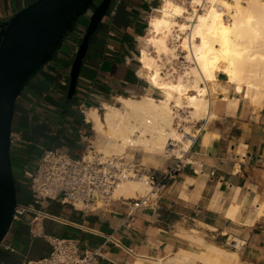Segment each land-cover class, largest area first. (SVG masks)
I'll return each mask as SVG.
<instances>
[{"label":"crops","instance_id":"0c3cea01","mask_svg":"<svg viewBox=\"0 0 264 264\" xmlns=\"http://www.w3.org/2000/svg\"><path fill=\"white\" fill-rule=\"evenodd\" d=\"M34 1L0 0V28ZM116 2L89 38L72 99L68 97L71 69L88 32L91 9L78 17L16 101L12 132L20 140L12 143L11 156L18 205L35 211L13 221L0 246V264L48 255L50 236L78 239L81 249L102 246L104 257L92 264H136L138 260L156 264L181 248L199 250L200 242L238 252L236 264H264V95L253 97L242 87L234 91L236 85L225 84L224 73H218L217 96L210 106L218 119L200 130L201 135L218 139L201 148L198 138L186 154L192 163L165 160L148 148L125 152L127 161L158 175L181 162V170L149 207L130 216L129 207L121 202L90 211L76 210L60 200L36 203L28 184L42 150L81 154L93 142L94 126L81 105L98 107L94 95L110 102L112 95L141 91L142 82L135 75L138 62L127 65L125 57L141 54V39L135 37L146 34L149 15L159 0ZM232 100L239 103L233 106ZM37 211L50 217L39 219L40 235L34 237L31 219Z\"/></svg>","mask_w":264,"mask_h":264},{"label":"clouds","instance_id":"9594fccd","mask_svg":"<svg viewBox=\"0 0 264 264\" xmlns=\"http://www.w3.org/2000/svg\"><path fill=\"white\" fill-rule=\"evenodd\" d=\"M185 2L195 6L201 3V0H185ZM210 3L220 4L224 8L238 7V4L229 5L225 0H210ZM261 7H264V0H261ZM181 10V6L173 0H161L160 7L152 9L153 12L160 13V16L149 19L146 33L155 35L161 28H176L179 32H184V25L175 24L167 19L170 11L179 16ZM166 35L171 33L168 32ZM196 35L199 33L197 32ZM178 38L172 37L171 46L162 39H151L149 43L152 47L141 50L140 56L133 53L125 57L127 65H131L133 61L138 62L135 75L137 81L142 82L139 93L112 95L110 102L94 95L93 99L99 106L86 109L81 105V110L93 112L97 116L103 110L106 120L110 115H114L118 138L126 146L142 145L147 139L153 145V152L163 159L175 158L192 163L187 159L186 154L190 152L198 138L201 148L210 147V139H218V137L201 135L200 130L195 128L196 122L204 120L203 128L206 130L213 119H218L210 111L209 101L205 97L219 85L208 84L207 87L204 85L209 81L217 80L214 72H228V69L226 67L211 69L202 54L203 47L206 46L192 43L191 34L180 44L175 43ZM135 39L140 40L142 37L136 36ZM189 46L192 50L187 54L178 53V49L186 50ZM198 62L202 68L198 67ZM216 63L215 59L211 60L212 65ZM174 64L176 66H173ZM229 75L231 76V73ZM228 83L235 84L233 90L239 92L240 83L243 81L237 82L233 78L225 81V84ZM230 103L235 106L239 102L232 100ZM117 105L120 107L117 108ZM183 198L188 199L187 196Z\"/></svg>","mask_w":264,"mask_h":264},{"label":"bare ground","instance_id":"6f19581e","mask_svg":"<svg viewBox=\"0 0 264 264\" xmlns=\"http://www.w3.org/2000/svg\"><path fill=\"white\" fill-rule=\"evenodd\" d=\"M173 2L181 6V13L176 16L174 12L170 11L167 19L175 24L184 25V32H179L176 28H161L155 35L146 34L141 39V50H148L152 47L149 43L151 39H162L171 46L170 41L173 36L179 37L176 41L180 44L191 34L192 43L206 46L203 47L202 54L211 69L215 70L220 67L228 69V72H214L217 80L207 82L205 87L208 84H216L218 73H224L228 81L233 78L237 82L243 81L240 83V88L242 87L247 93H253V97H262L264 95V7H261V0H246V2L245 0H225L229 5L238 4V7L228 8L207 0L202 11H198L195 6H192V9L189 8L183 1L173 0ZM160 4L161 1L153 8L160 7ZM158 16L160 13L152 11L150 19ZM168 32L171 35H166ZM197 32L199 35H196ZM191 50V46H189L183 51L187 54ZM212 59L217 61L215 65L211 64ZM198 67L202 68L199 62ZM205 99L211 106L210 95ZM117 108L119 107L117 106ZM87 115L93 123L96 142H99V151L102 153L123 156L128 148L153 149V145L147 139L144 144L135 147L124 145L123 141L118 138L114 126L116 121L114 115H110L107 120L104 113L97 116L93 112H87ZM147 189L149 190V187L144 182L129 179L119 184L114 195L133 198ZM204 246L202 250L181 248L166 260L160 259L156 264H236L239 260L238 252L229 251L213 243L204 244ZM136 264L145 263L138 260Z\"/></svg>","mask_w":264,"mask_h":264},{"label":"built area","instance_id":"2783aa9c","mask_svg":"<svg viewBox=\"0 0 264 264\" xmlns=\"http://www.w3.org/2000/svg\"><path fill=\"white\" fill-rule=\"evenodd\" d=\"M116 1L117 4L120 3V0ZM206 2L207 0H201L195 7L202 11ZM89 9L93 11V7ZM11 138L12 143L20 140V136L13 132ZM179 170L181 162L158 175L138 162L127 161L124 156L106 155L90 142L81 154L65 152L59 148L43 149L35 163L28 187L35 196L36 203L40 205L46 200H60L76 210L90 211L109 208L114 203L121 202L129 207V214L132 216L139 209L149 207L156 201L164 193L168 181ZM129 179L144 182L149 190L138 197H116L115 189ZM32 211L35 210L30 206L18 205L14 220H20L23 215ZM46 217L50 215L42 211L35 212L31 219V234L34 237L40 235L36 224L40 218ZM49 243L51 250L48 255L38 259L24 258L20 264H92L104 257L102 246L81 249L79 240L75 238L50 236Z\"/></svg>","mask_w":264,"mask_h":264},{"label":"water","instance_id":"95a60500","mask_svg":"<svg viewBox=\"0 0 264 264\" xmlns=\"http://www.w3.org/2000/svg\"><path fill=\"white\" fill-rule=\"evenodd\" d=\"M114 0H36L0 28V246L10 231L18 206V187L11 156L16 101L46 64L78 17L93 7L87 34L73 62L69 99L78 78L90 36L109 13Z\"/></svg>","mask_w":264,"mask_h":264},{"label":"rangeland","instance_id":"374dc122","mask_svg":"<svg viewBox=\"0 0 264 264\" xmlns=\"http://www.w3.org/2000/svg\"><path fill=\"white\" fill-rule=\"evenodd\" d=\"M161 0H159V2H160ZM245 2H246V0H245ZM156 6V5H155ZM186 6H188L189 8H191L192 6L191 5H189V4H186ZM192 9V8H191ZM152 13V12H151ZM151 13H150V15H151ZM149 15V16H150ZM149 19H150V17H149ZM149 22V21H148ZM149 24V23H148ZM147 28H148V26H147ZM147 34V33H146ZM145 34V35H146ZM145 35H143V36H145ZM170 43H172V40L170 41ZM175 43H179L178 41H176L175 40ZM141 46H142V43H141ZM180 52H183L184 54H186V52H184L183 50H181V49H178V53H180ZM173 66H176L175 64L173 65ZM215 85V84H214ZM217 96V92H216V90H215V93H210V98H211V100H212V102H213V100H214V98ZM118 107H120L119 105H117ZM104 112H103V110H101V114H103ZM203 125H204V120H201V121H199V122H196V124H195V128L198 130L199 128H201V127H203ZM95 135H96V133L94 132V139H93V145L95 146V148H99L98 150H100V144H99V142H96L97 141V138L95 137ZM96 138V139H95ZM137 149H142L141 147H138V148H135V149H131V148H128V150L127 151H132V150H137ZM126 151V152H127ZM123 156H125V153H124V155ZM33 169H34V167H33ZM134 180H136V179H134ZM148 191V189L145 191V192H143V193H139V194H137L138 196H140V195H143V194H145L146 192ZM137 195H135V197H138ZM203 243L204 242H200V244H199V250H202V248H204L205 246H203ZM205 244V243H204ZM194 250V249H193ZM166 260V259H165ZM135 263V262H134ZM202 264V263H201Z\"/></svg>","mask_w":264,"mask_h":264}]
</instances>
